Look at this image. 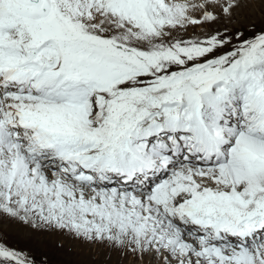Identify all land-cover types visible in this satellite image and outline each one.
Returning <instances> with one entry per match:
<instances>
[{"label": "snow or ice", "instance_id": "6c2138e0", "mask_svg": "<svg viewBox=\"0 0 264 264\" xmlns=\"http://www.w3.org/2000/svg\"><path fill=\"white\" fill-rule=\"evenodd\" d=\"M0 264H264V0H0Z\"/></svg>", "mask_w": 264, "mask_h": 264}, {"label": "rangeland", "instance_id": "374dc122", "mask_svg": "<svg viewBox=\"0 0 264 264\" xmlns=\"http://www.w3.org/2000/svg\"><path fill=\"white\" fill-rule=\"evenodd\" d=\"M59 238L56 236L46 237L44 243L37 244L28 240H21L15 236H10L8 242L10 245L20 247V248H29L37 256L39 255H49L50 259L55 260L59 255L56 249L57 240ZM67 246V242H66Z\"/></svg>", "mask_w": 264, "mask_h": 264}]
</instances>
